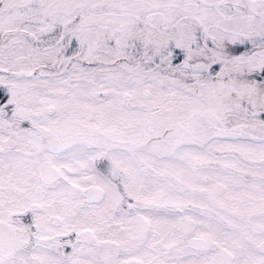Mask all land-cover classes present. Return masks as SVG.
I'll list each match as a JSON object with an SVG mask.
<instances>
[{"label": "snow or ice", "instance_id": "snow-or-ice-1", "mask_svg": "<svg viewBox=\"0 0 264 264\" xmlns=\"http://www.w3.org/2000/svg\"><path fill=\"white\" fill-rule=\"evenodd\" d=\"M0 264H264V0H0Z\"/></svg>", "mask_w": 264, "mask_h": 264}]
</instances>
